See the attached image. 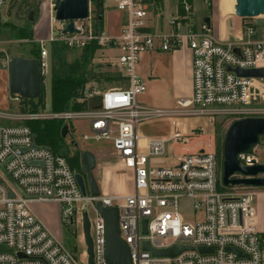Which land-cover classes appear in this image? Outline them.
I'll return each mask as SVG.
<instances>
[{
    "label": "built area",
    "instance_id": "built-area-1",
    "mask_svg": "<svg viewBox=\"0 0 264 264\" xmlns=\"http://www.w3.org/2000/svg\"><path fill=\"white\" fill-rule=\"evenodd\" d=\"M165 1L173 2L175 12L163 29L156 19L161 14L159 4ZM195 1L208 6L212 2L88 0V17L73 23L78 33L65 35L62 32L68 23L55 20L52 5L48 38L38 43L41 87L46 88L50 80L49 49L53 44L69 51L95 45L98 50L116 52L110 56L111 65L126 84L101 91L85 86L79 100L85 101L87 107L81 111L53 113L45 105L36 112L0 113L1 119L11 122L0 125V165L13 180V184L8 183L0 172V264H87L84 213L90 225L93 263L105 264L104 222L95 209L96 202L104 208L118 209L120 238L129 249L131 264H264V233L258 231L255 220L257 189L218 187L213 136L202 131L187 136L179 126V120L188 117L264 118V107L259 106L264 101L262 80L237 77L227 71L264 68V43L218 40L206 22L195 24ZM12 2L0 0V21L3 8ZM104 10L117 16L110 32L104 31L103 16L101 28L96 25ZM246 33L250 37L254 31L249 29ZM184 50L192 56L190 98L177 101L176 109L171 111L138 104L137 97L146 91L136 73L140 58L155 52ZM93 98L98 101L89 104ZM11 101L22 105L18 96L11 97ZM157 118H167L174 129L167 139L148 138L137 132L140 122ZM47 120L86 122L87 132L82 134V140L111 145L123 169L130 174L131 192L124 196L101 193L98 198L87 191L82 194L66 158L37 146L35 136L24 125ZM200 138L203 141L197 142ZM171 144L184 151L172 164L164 165L162 161ZM237 158L244 167L261 164L254 147ZM50 202L60 207L61 224L77 231L74 252L67 251L29 208L31 204ZM183 208L196 214L194 221L184 220ZM143 220L147 221L145 235L141 232ZM144 242L154 250L178 245L213 248V253L185 251L173 259L154 258L142 251ZM228 248L238 250L244 257L227 251Z\"/></svg>",
    "mask_w": 264,
    "mask_h": 264
},
{
    "label": "rangeland",
    "instance_id": "rangeland-1",
    "mask_svg": "<svg viewBox=\"0 0 264 264\" xmlns=\"http://www.w3.org/2000/svg\"><path fill=\"white\" fill-rule=\"evenodd\" d=\"M55 0H13L9 5L6 16L4 15L5 9L3 8L2 18L5 21L0 24V61L10 60L13 57L31 58L39 50L38 43L36 40L41 38V34H49V23L47 26H43L41 30L34 31V23L37 20L39 22L47 21V10L49 9V17L52 12V5ZM164 2L165 9L170 7L171 2ZM173 3V2H172ZM96 6V2L94 3ZM93 5V8L95 7ZM197 9L201 4L197 1L194 3ZM204 12L208 9V5H202ZM195 9V10H196ZM198 13L200 10H197ZM29 12H33V23L27 21ZM93 13L96 14V11ZM104 31L110 32V27L116 22L117 16L110 13L107 10L102 11ZM48 17V18H49ZM196 19V16H195ZM28 31H31L29 37ZM47 34V35H48ZM45 37V36H42ZM48 46V45H47ZM116 52H110L108 50L96 51L92 59L87 62L85 68L90 69L95 73L99 81L91 82L86 85L92 90L101 91L103 89H111L118 87L119 84H126L125 81L121 82H106L102 79L101 75H117V71L113 65H111L110 56L115 55ZM62 56L67 62H72L81 56L80 50H65L63 49ZM150 64L145 61L143 64L136 66V73L141 77L142 82L146 87V91L137 97L136 102L144 107L150 109H160L165 111H171L176 109L175 100L170 92L168 95L165 93V89L162 92L156 91L154 84L149 82L150 80ZM45 97L43 98L42 107L45 105L49 108V95H50V80L47 82V87L44 88ZM140 97V98H139ZM75 102L81 103L78 99ZM263 103V104H262ZM260 107H264V101H262ZM20 109H18L19 112ZM12 113H18L16 110L11 111ZM252 115L236 116H214L212 120H208L207 117H188L180 120L181 133L189 136V134H197L203 132L206 135H212L216 153V180L218 187H223L221 183L222 177V144L225 133L228 127L235 121L241 120ZM261 117V116H260ZM264 117V116H263ZM11 124L9 121H2L0 125ZM67 124V123H65ZM69 135L65 139V143L69 146L61 152V154L69 161V166L74 173H80L79 165V152L90 151L94 154L96 159V168L93 172L94 178L98 186L102 187L106 195L124 196L131 190L130 174L126 172L117 157L114 155L110 144L107 142L93 143L85 142L82 140V134L87 132V124L84 121H77L75 123H68ZM174 129L171 126L167 118H157L148 121L140 122L137 125V132L140 135L154 138V139H166L172 133ZM184 131V132H183ZM70 141H74L77 144V148L70 145ZM203 141V139H198ZM260 141H264L263 139ZM258 151L256 156L259 158L262 164H264V147L257 145ZM178 148V147H176ZM255 148V147H254ZM102 183V186H100ZM224 188V187H223ZM255 219L257 224L260 226L264 224V194L259 195L255 201ZM32 213L39 218V222L42 226L53 235L67 251H75L77 232L72 227H65L60 221V207L58 204L50 203H39L31 204L29 206ZM182 216L186 222L194 221L196 217L195 213H192L190 209H184L181 211ZM74 236V243L72 239ZM79 248V246H77ZM74 248V249H73ZM77 255H80V249L76 250Z\"/></svg>",
    "mask_w": 264,
    "mask_h": 264
},
{
    "label": "water",
    "instance_id": "water-1",
    "mask_svg": "<svg viewBox=\"0 0 264 264\" xmlns=\"http://www.w3.org/2000/svg\"><path fill=\"white\" fill-rule=\"evenodd\" d=\"M56 21L67 22L63 34H77L74 28V21H83L88 17V0H56L53 8ZM228 13L240 19H254L264 16V0H232V6ZM102 15L98 16V21ZM27 21L33 23V12H29ZM208 23V21L206 20ZM238 54V50H235ZM8 74V91L11 97L18 96L22 100H37L41 93V82L39 73V62L34 58L13 57L6 64ZM227 71L234 73L237 77L264 80V68L240 70L227 68ZM99 108V106H95ZM69 128L64 124L60 131L61 139L65 140L69 135ZM264 137V118L249 117L233 122L227 129L222 144V177L221 183L226 187H251L264 189V178H257L264 175V164H255L251 167L241 166L238 155L248 152L258 145L259 139ZM70 145L77 148L74 141ZM80 173L75 174V179L82 194L86 191L93 198H98L101 190L94 178L93 172L96 168V159L90 151L79 152ZM0 172L4 174L8 183L13 180L4 173L0 165ZM240 175L241 178H233ZM1 183V180H0ZM20 193L17 186H14ZM9 197L13 198L12 192ZM96 211L104 222V253L105 264H131L129 249L121 240L118 225V209L116 207L104 208L100 202L94 204ZM147 221L143 220L141 232L146 234ZM89 221L86 214H83V236L88 256L87 264L93 263L92 243L89 234ZM2 249V248H0ZM142 251L150 253L154 258L173 259L185 251H193L202 255L212 254L213 248L172 246L164 250H154L147 242L142 244ZM227 251L244 257L238 250L228 248Z\"/></svg>",
    "mask_w": 264,
    "mask_h": 264
},
{
    "label": "crops",
    "instance_id": "crops-1",
    "mask_svg": "<svg viewBox=\"0 0 264 264\" xmlns=\"http://www.w3.org/2000/svg\"><path fill=\"white\" fill-rule=\"evenodd\" d=\"M164 4V2L162 4H159L161 8V14L159 16V19H156L158 25L163 29L166 28V21L169 16L175 12V7L173 6L172 2L171 4L169 3L170 7L166 9ZM231 6L232 0H212L211 5L208 6V9H206V12H204V9L202 8L203 6L201 5L197 9L195 8V24H199L202 21L206 22L207 20L208 23H206L209 25L213 36L221 41L234 43L259 41L264 43V16H260L254 19H240L228 13V8ZM8 9L9 6H7V8L5 9V16ZM46 10L47 21L40 23V20H37L34 23V31L41 30L43 26L48 25V7L46 8ZM197 10H200V12L198 13ZM4 21L5 19L2 18L0 24H2ZM47 28H49V26H47ZM249 29H252L254 31V34L250 37L246 33ZM47 34L48 33H45L44 35L41 34V38H38L36 42L39 43L40 41L46 40L48 38ZM145 61H148L150 64L149 73L150 79L152 80H150L149 82H152L154 84V88L156 89V91L160 93L163 91V89H165V93L167 95L168 92H170L173 96V99L175 100V104L177 101H183L190 98L192 92V56L190 51L184 50L172 53L155 52L151 54H146L140 58L138 65L143 64ZM7 62L8 60L0 61V113L11 112L13 110L18 111V109H20L21 107L11 101V96L8 91V74L6 69ZM262 85L264 88V80H262ZM97 101L98 98H93L89 101V104H95ZM2 121L6 120L0 118V123ZM179 126L181 128L180 123ZM259 143L261 146L264 147V141H260ZM109 146L111 147V145ZM255 150L256 152L258 151V146L255 147ZM183 151V148L179 146H175L172 144L168 145V155L162 161V163L164 165L172 164L175 161L177 155L181 154ZM259 163H261L260 160ZM100 184V186H102V183ZM100 190L101 193L105 194L102 187ZM257 191V197L259 195L264 194V189H257ZM130 192L131 190L127 194H129ZM256 226L260 233H264L263 223L259 226L256 222Z\"/></svg>",
    "mask_w": 264,
    "mask_h": 264
},
{
    "label": "trees",
    "instance_id": "trees-1",
    "mask_svg": "<svg viewBox=\"0 0 264 264\" xmlns=\"http://www.w3.org/2000/svg\"><path fill=\"white\" fill-rule=\"evenodd\" d=\"M96 25L101 28L102 22L96 21ZM29 37L31 31H28ZM95 45H90L81 51V56L72 62L62 56L63 48L57 44L50 46V95L49 109L53 113H61L65 110L81 111L86 109L87 103L75 102L82 99L85 86L91 82H98V76L90 69L85 68L87 62L92 59L97 51ZM39 50L31 58H39ZM106 82H121L118 75H101ZM45 91L41 87V93L37 100H22L21 113L36 112L42 107ZM65 123L58 120L28 121L24 125L30 128L35 136L37 146L48 148L54 155H61V152L69 146L65 140L61 139L60 131ZM252 149V148H251ZM64 157V156H63ZM67 160V158H66ZM69 163V161L67 160ZM73 236V234H72ZM74 243V236L72 237ZM74 249V248H73Z\"/></svg>",
    "mask_w": 264,
    "mask_h": 264
}]
</instances>
